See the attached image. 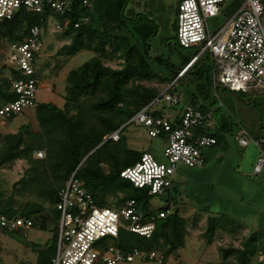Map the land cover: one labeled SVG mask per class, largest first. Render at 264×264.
<instances>
[{
    "label": "trees",
    "instance_id": "1",
    "mask_svg": "<svg viewBox=\"0 0 264 264\" xmlns=\"http://www.w3.org/2000/svg\"><path fill=\"white\" fill-rule=\"evenodd\" d=\"M83 1L73 0L72 11L64 17L55 15L60 22L70 20L69 29L60 33L63 38L69 39V44L63 47L68 56H75L83 50L95 54L78 69L68 73L63 108L52 103L37 104L39 131L34 132L30 126H25L17 133L0 135V169L17 160L27 161L28 177H23L14 186L21 185L22 190L34 193L50 207L48 211L43 203L29 202L16 209L11 202L1 200L0 213L8 217L19 215L32 221L42 218V227L50 221L54 212H58L59 191L76 170L77 178L100 207L119 208L132 200L145 213L171 210L173 204H178L177 187L166 194V206L153 210L150 205L153 196L120 177V172L139 161L142 153L131 149L123 135L119 142H103L125 125L121 130L123 132L131 125L128 122L160 97L164 90L175 95L179 87L186 88L184 92L189 106L204 114L214 112L212 104L208 103L214 74L209 76L202 55L192 64L198 54L174 65L163 55L152 54L151 40L158 33L157 26L153 20L136 11V0H87L94 6L93 10L84 7ZM241 4L240 0L232 1L228 7L229 14L233 15ZM49 14H32L22 10L13 21L4 25L0 40H23L31 27L40 25L45 28ZM86 17H90L88 24L74 27ZM116 59L123 61L120 68L108 64ZM8 75L0 79V108L16 99L11 85L13 70L9 69ZM150 114L162 117L158 111L151 110ZM174 122L179 124L180 117ZM234 127L233 122L223 117L220 123L213 126L195 128L194 134L214 137L216 144L210 148L227 150ZM164 137L161 140L167 145ZM261 147L264 151V144ZM36 153H43V157L36 158ZM207 161L206 156L205 164ZM203 209L211 213L209 206ZM241 226L225 214L210 216L205 236L210 243L218 229L234 233ZM187 235L188 221L176 208L165 218L157 220L151 238L121 230L114 244L123 250H161L166 260L185 247ZM259 235L262 237L263 233L250 234L240 247L221 248L226 264H252L260 253L257 247ZM53 240L57 245V234H54ZM51 259H41L39 264H47Z\"/></svg>",
    "mask_w": 264,
    "mask_h": 264
},
{
    "label": "rangeland",
    "instance_id": "2",
    "mask_svg": "<svg viewBox=\"0 0 264 264\" xmlns=\"http://www.w3.org/2000/svg\"><path fill=\"white\" fill-rule=\"evenodd\" d=\"M180 1L136 0V11L153 20L157 26L158 33L151 40L152 54L163 55L174 65H179L184 58L195 54L202 55V62L211 77L216 69L213 55L208 51L203 52L200 46L185 49L176 42V30L173 25L177 21V6ZM230 4H226L225 8ZM229 18V11L210 18V31L221 28ZM56 23V19L52 17L42 33V49L35 63L39 81L36 102L52 103L63 108L68 73L78 69L95 54L83 50L75 56H68L63 47L69 44V39L63 38L56 31ZM9 50L8 41L0 40V79L9 76ZM122 63L120 59L108 62L113 68H120ZM185 89L179 87L175 93L179 94V104H172L162 98L152 111H158L162 117L172 121L177 117L181 119L183 105L188 103ZM211 93L208 103L212 104L214 111L213 124L220 123L222 118L226 117L235 126L232 137L229 138L230 145L227 150L220 147L207 148L205 154L208 161L203 167H178V204L171 206V212L178 208L180 214L187 219L188 235L185 247L176 255L167 257L163 264H226L220 252L221 248L240 247L250 234H264V165L261 173L254 174V166L261 158L264 159L262 147L255 144V141L264 138V89L259 88L246 94L232 92L218 85L217 89L213 86ZM25 126H30L34 132L39 131L36 107L26 108L11 120L0 117V135L17 133ZM122 135L126 137L131 149L141 153L151 152L158 160H164L166 143L161 139L151 138L144 125L133 123L124 129ZM239 138H245L249 145L242 147ZM34 156L40 157L39 153ZM28 167L27 161L17 160L0 169V201L11 202L16 209L29 202L43 203L50 211L49 205L34 193L22 190L21 185L14 186L23 177H28ZM172 195H176L174 191ZM167 197L153 196L150 200L151 208L156 210L166 206ZM204 206H209L211 213L205 211ZM224 214L242 225L241 228L234 233L218 229L209 243L205 236L208 218ZM41 220L42 218H35L34 226L26 231L21 229L8 233L0 230V264H39L41 259H51L56 255L57 245L53 236L58 233L60 213L54 212L45 227H42ZM258 237L257 247L260 253L252 264H264V239L260 235ZM107 246L105 244L99 250H106ZM119 264L160 263L136 258L132 262Z\"/></svg>",
    "mask_w": 264,
    "mask_h": 264
},
{
    "label": "built area",
    "instance_id": "3",
    "mask_svg": "<svg viewBox=\"0 0 264 264\" xmlns=\"http://www.w3.org/2000/svg\"><path fill=\"white\" fill-rule=\"evenodd\" d=\"M235 0H181L178 5L176 41L182 48L202 47L216 61L214 86L221 85L232 92L249 93L264 89V0H243L241 7L219 29L211 32L208 20L226 13V4ZM83 6L93 10L87 0ZM73 0H0V32L7 22L13 21L22 10L32 14L50 13L47 23L55 15L64 17L72 11ZM56 19V18H55ZM56 31L63 33L70 27V20H57ZM90 17L74 24L79 28L88 24ZM44 27L35 25L21 41H8V63L13 70L12 90L16 99L0 108V117L9 119L26 108L36 107L39 81L35 76L37 55L42 49ZM202 52V53H203ZM201 53V54H202ZM195 57L193 61L197 60ZM194 61V62H195ZM184 72V71H183ZM17 78H14V77ZM164 98L172 104L181 101L176 95L164 94L140 110L128 123L142 124L153 139L165 135L164 160H158L151 152L142 153L140 160L120 172V177L135 188L144 189L150 196L166 195L177 184V169L180 165L200 168L205 165V150L216 144L208 135L195 136L194 129L213 126V114H204L193 107L183 105L179 124L165 117L150 114L153 107ZM105 138L119 142L121 130ZM239 144L247 147L249 142L239 138ZM264 144V138L255 141ZM43 157V153H39ZM264 159L254 166V174L262 172ZM57 210L60 225L57 233L56 255L47 264H119L136 258L163 264L165 254L161 250L133 248L123 250L114 244L121 230L149 239L154 234L158 219L165 218L169 211L145 213L135 201H127L119 208L98 206L92 194L83 186L74 172L59 191ZM33 221L22 216L8 217L0 213V230L14 233L29 230ZM107 244L106 250H99Z\"/></svg>",
    "mask_w": 264,
    "mask_h": 264
},
{
    "label": "water",
    "instance_id": "4",
    "mask_svg": "<svg viewBox=\"0 0 264 264\" xmlns=\"http://www.w3.org/2000/svg\"><path fill=\"white\" fill-rule=\"evenodd\" d=\"M194 61H195V60H194ZM194 61H192L191 64H192ZM191 64H190V65H191ZM185 70H186V69H185ZM185 70H184V71H185ZM165 92H166V91H165ZM163 94H164V92L160 95V97H161ZM160 97H158V99H159ZM124 126H125V125H124ZM94 151H95V150H94ZM94 151H92L90 154H92ZM90 154H89V155H90ZM89 155H88V156H89ZM88 156H87V157H88ZM87 157H86V158H87ZM86 158H85V159H86ZM85 159H84V160H85ZM75 172H77V170H76Z\"/></svg>",
    "mask_w": 264,
    "mask_h": 264
},
{
    "label": "crops",
    "instance_id": "5",
    "mask_svg": "<svg viewBox=\"0 0 264 264\" xmlns=\"http://www.w3.org/2000/svg\"><path fill=\"white\" fill-rule=\"evenodd\" d=\"M177 184H178V181H177ZM177 184H176V187H177ZM262 237H263V239H264V234H263V236H262Z\"/></svg>",
    "mask_w": 264,
    "mask_h": 264
}]
</instances>
